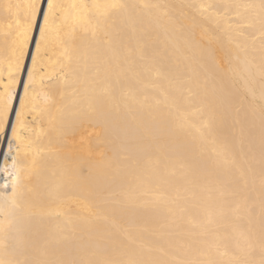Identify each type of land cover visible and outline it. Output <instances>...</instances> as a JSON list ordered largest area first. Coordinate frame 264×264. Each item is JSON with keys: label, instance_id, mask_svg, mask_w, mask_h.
<instances>
[{"label": "bare ground", "instance_id": "1", "mask_svg": "<svg viewBox=\"0 0 264 264\" xmlns=\"http://www.w3.org/2000/svg\"><path fill=\"white\" fill-rule=\"evenodd\" d=\"M5 138L0 264H264V0H0Z\"/></svg>", "mask_w": 264, "mask_h": 264}, {"label": "rangeland", "instance_id": "2", "mask_svg": "<svg viewBox=\"0 0 264 264\" xmlns=\"http://www.w3.org/2000/svg\"><path fill=\"white\" fill-rule=\"evenodd\" d=\"M4 141H5V143H4ZM0 142H1V143H0V146H1V145H3V143H4V145H3V146H1V147H3L2 149H4V148H7V149H8V148H10V147H11V143H12V142H11V143H9L10 141L8 142V141L6 140V138H5V139H1V141H0ZM8 143L10 144V146L8 145ZM1 147H0V148H1Z\"/></svg>", "mask_w": 264, "mask_h": 264}]
</instances>
